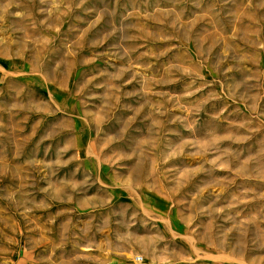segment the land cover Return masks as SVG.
<instances>
[{
    "label": "rangeland",
    "instance_id": "obj_1",
    "mask_svg": "<svg viewBox=\"0 0 264 264\" xmlns=\"http://www.w3.org/2000/svg\"><path fill=\"white\" fill-rule=\"evenodd\" d=\"M0 264H264V0H0Z\"/></svg>",
    "mask_w": 264,
    "mask_h": 264
}]
</instances>
